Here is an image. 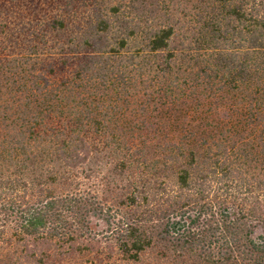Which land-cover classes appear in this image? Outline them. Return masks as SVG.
<instances>
[{"label":"trees","instance_id":"obj_1","mask_svg":"<svg viewBox=\"0 0 264 264\" xmlns=\"http://www.w3.org/2000/svg\"><path fill=\"white\" fill-rule=\"evenodd\" d=\"M259 225L264 0H0V264H264Z\"/></svg>","mask_w":264,"mask_h":264},{"label":"rangeland","instance_id":"obj_2","mask_svg":"<svg viewBox=\"0 0 264 264\" xmlns=\"http://www.w3.org/2000/svg\"><path fill=\"white\" fill-rule=\"evenodd\" d=\"M181 49V48H179ZM99 229L102 228V226L98 227ZM255 236L256 237H264V225H259L256 230H255ZM145 261H153L155 260V254L153 253H147L145 255ZM70 264H75V263H70ZM86 264H90V263H86ZM96 264H130L128 263L127 261H125L124 259L121 258V256H116L115 258L113 259H110L104 263L102 262H99V263H96Z\"/></svg>","mask_w":264,"mask_h":264}]
</instances>
